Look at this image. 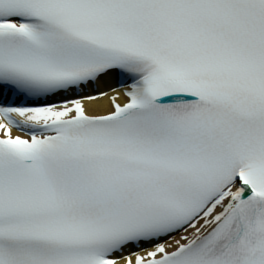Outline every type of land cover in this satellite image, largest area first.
<instances>
[{"label": "snow or ice", "instance_id": "1", "mask_svg": "<svg viewBox=\"0 0 264 264\" xmlns=\"http://www.w3.org/2000/svg\"><path fill=\"white\" fill-rule=\"evenodd\" d=\"M0 264H264V0H0Z\"/></svg>", "mask_w": 264, "mask_h": 264}]
</instances>
